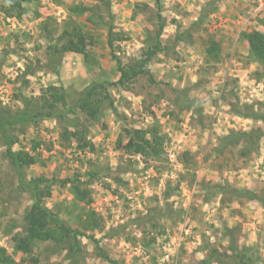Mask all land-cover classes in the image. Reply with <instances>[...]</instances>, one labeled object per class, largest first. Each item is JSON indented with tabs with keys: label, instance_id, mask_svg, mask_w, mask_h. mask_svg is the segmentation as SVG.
I'll use <instances>...</instances> for the list:
<instances>
[{
	"label": "rangeland",
	"instance_id": "374dc122",
	"mask_svg": "<svg viewBox=\"0 0 264 264\" xmlns=\"http://www.w3.org/2000/svg\"><path fill=\"white\" fill-rule=\"evenodd\" d=\"M78 1L26 3L18 20L5 14L0 0V106L22 108L25 97H37L50 84L64 87L68 103L75 104L86 86L103 82L95 94L96 119L77 107L88 120L92 146L79 150L74 139H62L56 118L31 122L14 145L36 156L24 177L51 180L44 202L65 225L84 233L80 249H71V240L39 242L31 255L15 249L34 200L0 139V256L12 257L13 264H35L33 257L37 264H240L229 256L235 254L232 246H247L253 264H264V136L249 154L240 151L245 139L223 153L217 148L233 130L264 129V120L243 114L252 105L264 114V78H257L262 67L250 60L241 38L243 31L264 32V0H217L211 6V0H161L160 8L156 0H109L110 12L91 8L71 16L69 7ZM69 17L89 36V53L50 60L47 47L74 26ZM162 21L161 39L169 50L157 53L146 65L149 73L126 87L112 84L120 78L117 59L127 67L139 64L146 35L155 37ZM180 32L189 41H177ZM212 38L223 48L216 66L204 55ZM23 69L29 70L27 80L19 79ZM186 91L203 105L202 114L183 105ZM155 124L165 136L161 158L128 150L137 131ZM76 175L89 187L90 201L74 200L66 181ZM41 187L46 190L45 183ZM85 210L101 217L99 227L84 226ZM214 251L229 256L226 262L215 260Z\"/></svg>",
	"mask_w": 264,
	"mask_h": 264
},
{
	"label": "trees",
	"instance_id": "16d2710c",
	"mask_svg": "<svg viewBox=\"0 0 264 264\" xmlns=\"http://www.w3.org/2000/svg\"><path fill=\"white\" fill-rule=\"evenodd\" d=\"M36 1L37 0H3L2 8L7 16L21 20L27 10L25 4L35 3ZM160 2L161 0H156L158 8H160ZM216 2L217 0H211L209 6ZM91 8L93 10L105 8V12H110V1L98 0L95 1L94 4L85 5L80 0L70 5L69 12L71 16H74L85 14L91 10ZM214 8H216V5ZM103 13L104 12H101L100 14ZM159 17L161 18V15H159ZM69 19L72 23L71 25H74L71 26V30L65 29L60 35L58 43L50 44L47 47V54L50 60H55L56 62L60 61L61 63L64 53L75 52L85 57L89 53V36L73 17H69ZM203 20L204 16L200 19V22H203ZM69 23L70 22H68V25H70ZM164 26V22H160L155 37L146 35V47H144L142 55L144 57L139 64L127 67L122 64L120 59H117L120 78L112 84L124 87L127 81L135 78L139 74L145 72L149 73V70L146 69V65L152 58L159 52H166L169 50V46L167 44L163 45L161 39ZM46 29L49 33L52 32L47 26ZM49 33L48 35H50ZM114 34L113 28H111L108 34V45L111 48V52L115 50ZM184 34V32L178 33L177 41H189ZM241 38L248 43L250 60L262 67V71L256 74L257 78H264V32L255 29L243 31L241 33ZM118 39H120V37L117 36L116 40ZM204 55L206 63L208 62L212 64V66H216V64L222 60L223 48L221 42L213 38L209 39L207 41V46L204 48ZM114 57H116V55H114ZM28 74H30L29 70L23 69L21 75H19V79L21 76L26 79ZM98 87L103 88L102 81L92 82L90 85L86 86L84 95H82L75 104L68 103L67 93L64 87L50 84L42 88L40 95L37 97H25L23 99L22 108L12 109L7 105L0 106V139L5 146V156L16 169L20 177V185L23 186V188L26 187L30 189L34 200L24 216L25 233L23 235H17L15 238L16 243L14 246L17 251L25 253L26 255H31L34 252L36 244L39 242L52 241L56 244H60L70 240L72 242V245H70L71 249H80L79 235H83L84 233L78 229H72L65 225L59 213L51 210L44 202L43 197L50 194L51 180L43 176L31 178L24 177V170L36 163V156L24 148L15 149L14 145L19 143V134L24 132L31 122L37 123L42 119L56 118L62 127V139H66L69 144H71V141L74 139L77 149L79 150L85 149L88 145L92 146V143L87 139L89 133L88 120L83 121V119H81L78 115L77 107L86 112L88 116L87 119H96L98 115V104H96V107L94 104L98 101V99L95 98L96 89ZM185 104H188V108L192 109L193 112L202 114L203 105L190 98L187 91L184 93L183 99V105ZM112 108L116 111L115 107ZM251 108L252 110L250 113H243L242 111L237 112L240 114L243 113L247 117L264 120V114L259 111H254L253 105ZM17 126L19 127L18 130ZM261 136H264V129H253L251 131L233 130L229 135H224L217 148H219L220 153H223L227 146L238 143L241 139H245L246 144L240 151L244 155L249 154L251 150L257 148L258 140ZM164 138L165 136L161 133L159 125L155 124L149 129L137 131L136 135L131 137L128 142L127 148L128 150H130L131 147L134 148L133 151L142 155L144 159L161 158L165 150ZM39 144V142L35 143L34 150ZM89 175L94 176V173H89ZM68 182H70V192L74 200L90 201V189L87 186L83 187V183L80 181L79 176L67 178L66 183ZM41 183H45L46 190L41 187ZM220 190H224V188ZM236 192H239V190H236ZM246 192L248 193L249 191ZM250 194L252 198H259V196L254 193ZM83 213L86 215L85 220H83L84 226L90 228L100 226L99 222H101V217L96 212L85 210ZM95 242H97V240H95ZM232 249L235 254L229 256L232 258L238 257V262L240 264H253L255 262L256 259L248 253L249 248L247 246L243 247V249H239L238 246H232ZM103 256L114 263L107 255L103 254ZM212 256L215 260L220 262H226V257H229L220 254L218 251H214ZM32 261L37 264L38 259L33 257ZM0 262L4 264H13L14 259L10 256H0Z\"/></svg>",
	"mask_w": 264,
	"mask_h": 264
},
{
	"label": "crops",
	"instance_id": "0c3cea01",
	"mask_svg": "<svg viewBox=\"0 0 264 264\" xmlns=\"http://www.w3.org/2000/svg\"><path fill=\"white\" fill-rule=\"evenodd\" d=\"M28 8V7H27ZM72 53H75V52H72Z\"/></svg>",
	"mask_w": 264,
	"mask_h": 264
}]
</instances>
